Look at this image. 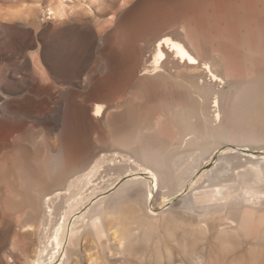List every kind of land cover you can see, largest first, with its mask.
<instances>
[{
  "label": "rangeland",
  "instance_id": "1",
  "mask_svg": "<svg viewBox=\"0 0 264 264\" xmlns=\"http://www.w3.org/2000/svg\"><path fill=\"white\" fill-rule=\"evenodd\" d=\"M57 1L0 0V264H24L26 258L22 261L11 258L14 257L13 253H18L17 244L22 241L31 244L34 241L33 237H22L19 234L21 222L34 219L33 206L44 213L43 197L46 194L52 196L58 191L70 195L81 192L78 195L80 197L76 196L77 199H74L77 201L72 205L73 210L68 209L69 234L72 229H76L75 226L79 230L89 226L83 232L88 239L84 241L85 253L78 257L81 264H87L92 255L103 261V264H157V258L161 257L157 255L159 249L163 255L160 259L165 260L161 262L165 264H170L171 260L177 264L182 261L190 264L189 256L184 257L188 250L191 248L189 251H202L203 245L208 249L207 245L210 244L212 248L216 244V250L213 249L212 253L208 251L211 247L206 250L208 264L253 262L251 254L255 248L251 242L244 243L228 256L221 251L214 240L218 234L217 225L209 238V244L208 240L195 241L188 234L191 229H187V232L178 230L176 238H168L162 235L163 225L156 223L155 228L152 223L151 229L147 226L146 229L135 231L141 233V238L134 243V250L145 254L144 260L133 255L128 256L130 259L125 263L119 262L111 259L114 251L111 238H105L102 247H96L94 240L97 237L95 230H90V225L97 220L100 209H103L101 221L107 228V215L113 203V208L117 204L116 209L123 212L124 206L128 208L133 202H142L143 198L138 195L141 189H132L124 197L117 196L116 191L122 185L118 187V184L132 176V173L127 174L122 169L123 166L133 165L134 160L140 163L144 159L141 155L144 151L143 157L160 151L163 157L166 156L170 169L176 155L182 154L180 146L182 147L185 134H190L188 130L191 132L194 129L191 133L196 130L201 132L209 141L216 132H213V127L216 128L213 125L222 124L220 126L224 127L221 133L225 129L226 132L229 130L234 120L231 110L236 91L250 83L255 84L257 80L259 81L256 83L261 84L256 86L261 97L243 119L244 123H239L240 127L254 132V137L257 133L254 138L256 142L250 140L233 146L220 144L221 148L215 149L212 157L210 156V164L203 166L200 174L195 175L181 193L172 194L164 207H159L163 201L160 197L157 204H147L149 209H146L147 205L144 207L143 224H151L150 215L155 217L173 206L177 215H181V222L187 223L185 226L189 228L196 223L201 210L194 212L185 203L193 198L195 184L199 180L204 181V175L211 169L214 174L216 169L226 168L230 170L227 177H232L238 171L251 170L252 167L264 169V0H237L239 6L233 4L236 8L228 3L226 6L218 5L215 0H116L118 5L113 11L110 8L95 7L94 14L87 12L82 0H74L77 7L66 23L48 19L45 14V9L49 5L55 6ZM95 1L99 3V0ZM66 2L73 5L72 1L71 4L68 0ZM23 6L26 9L35 8L34 16L13 17V13ZM141 15L144 16L141 30H145V39L139 40L137 45V50L142 48L143 53H137V74L133 85L121 95L125 101L101 102L98 91L106 87V76L110 70L119 71L125 61V56L120 51V31L132 19ZM167 36L183 42L199 58L200 65L192 67L182 64L169 54V58L158 68L159 71L155 70L156 42ZM61 53L69 58V63L74 68L71 80L61 79L57 72ZM205 63L212 66L221 81L212 80L205 69ZM147 65L150 72L143 75L142 70ZM217 95L220 97L223 122L213 124L214 98ZM73 103L76 104L77 112L74 113V121L67 122L69 105H74ZM122 103L123 107H120ZM97 105H104L101 117L93 115ZM80 116L86 120H78ZM117 141H124L127 147L117 145ZM172 148H175L174 153ZM177 149L181 153L177 154ZM173 169L176 168H171L169 173L176 171ZM92 172L93 182L87 187H81L82 191L77 185L75 188L78 192L74 191L76 189L73 185L72 188L69 187L70 181L74 184L76 179H84ZM171 175H168L170 179ZM165 177L163 175L160 178L161 182ZM94 182L100 185L99 188H96ZM90 189L91 192L94 190L93 192L98 193L95 195L92 192V196L88 193ZM98 189L103 190L100 192ZM166 190L168 189H164V192ZM86 199L89 201L86 202ZM66 211L67 209L64 212ZM147 229L151 236L154 235L152 242L144 238ZM182 242L188 243L187 246ZM167 249L173 254L170 255ZM97 250L99 253L96 254ZM190 253L192 252L188 255ZM62 260L63 257L57 264H61Z\"/></svg>",
  "mask_w": 264,
  "mask_h": 264
},
{
  "label": "bare ground",
  "instance_id": "2",
  "mask_svg": "<svg viewBox=\"0 0 264 264\" xmlns=\"http://www.w3.org/2000/svg\"><path fill=\"white\" fill-rule=\"evenodd\" d=\"M66 1L67 0H58L57 4L55 6L49 5V7L47 9H45L46 10L45 14L48 17V19H58L61 23H66L67 19L71 15H73V13H74L73 11H75V8L77 7V6H75L77 4L74 3L76 0L75 1L74 0H68V2L70 4L74 1L73 5L67 4ZM79 1H81V0H79ZM82 1L84 3L83 4L84 7H86L87 12H89V13H91V12L93 13V9L95 7L96 8L103 7L104 9L110 8L113 11L114 10L113 8H115L116 5H118L115 2L116 0H111L109 2H108V0H104V1L99 0L98 4L95 0H88V1L82 0ZM240 1L243 2L245 0H240ZM215 3L218 5H222V6H226V5L230 4L229 6L235 7L234 5H238L239 1H237V0H215ZM198 4L199 3H197V6H198ZM19 8L18 9L16 8L17 10L15 12L13 11L14 14H18L20 12H21L20 14H22L23 10H25L23 12V14H26L27 9L24 6L19 7ZM27 8L30 10V12L33 11L31 7H27ZM31 15H33V14H31ZM143 24H144V16L141 15L140 17L132 19L129 22V24L123 26V29L120 31V36H121V38H120V40H121L120 51L125 56V61L123 62L122 66H120L119 71L115 72V71L110 70V72L106 76V78H105L106 84H104V85H106V87L103 89L104 91L102 90L103 92L101 91V93L99 92L100 94H98V98L101 100V102L109 103V102H114V101H118V100L125 101V98L124 97L122 98L121 95L126 92L127 88H129L131 85H133L134 78L136 77L135 74H137L136 73L137 62H138L137 53H139V54H140V52L143 53L142 48L140 49V51L137 50V45L139 43V40L145 39V30H143V29L141 30V28L143 27ZM62 32H65V31L62 30ZM155 48H156L155 55H154V59H155L154 63L156 66V67H154V68H156L155 70H158L160 65L163 62H165L166 59L169 58V54L173 55V57L178 62H180L182 64L192 66V67L200 65L199 58L196 57L195 55H193L190 52L189 48H187V46L183 42L176 40L170 36H167V37H164V38L158 40L156 42ZM126 54H128L129 56L126 57ZM66 62H67V57H65L64 53H61L60 64H59L60 78L67 81V80L72 79L71 77L74 75V72H73V70L71 71L70 69L69 70L66 69ZM204 65H205V69L209 72L210 77L212 78L213 81H215V82L221 81V78L213 71L212 66L209 63H205ZM161 71H162V69H161ZM149 72H150L149 67L147 65L144 68V70H142V74L146 75ZM257 81H259V80H257ZM257 81H255L256 85L253 84L254 83L253 82L252 84L250 83V85L248 84L249 86L236 91V94H235V97L233 100L232 110H231L232 111V117L234 120H232V125L227 132L225 129L224 130L225 132L223 131L221 133L222 127H224V126H220L222 124H220L219 126H216L218 124L213 125L216 122H219V123L223 122L222 121L223 113H222V109H221L220 97L217 95L214 98V107L213 108H215V110H214V119L212 121L213 122L212 125L216 127L215 129L213 127V130H214L213 132H215V130H216V132L214 133V135L210 133L211 135H213L211 137V140H213V142H211V140L209 141V139L204 138L203 134L201 132H197V130H196L197 133L196 132L191 133L192 131H194V129L191 130V132H190V130H188L187 132H189L190 134H185L186 137L184 136L185 137L184 142L182 140V142H183L182 147L180 146L182 154H178L181 152H179V149H177L178 152H176V153L179 156L176 155V159L175 160L173 159L174 165L170 164L171 168H176V169H173L176 171L173 172V170H172V172L175 174V177H172V175L174 176L173 173H169L171 171L170 170L171 168L168 169L167 161L165 160L166 156L163 157L162 152H160V151H157L156 153H155V151L151 152L150 155H145V157H143L144 152H145L144 151L141 154L142 159L143 158L144 159L141 160L140 163H136L137 161L134 160V161H132V163H134L135 165L134 164L133 165L123 164L125 166H123L122 169H125V171L128 172L127 174L132 173L131 174L132 176L127 181H125V182L122 181L123 183H119L118 187L121 184L122 185L117 189V191H116L117 193L116 192L115 193L117 194V196L119 195V196L124 197L125 195L127 196V194L130 191H132V189H135V188L141 189L142 191L140 190L139 191L140 194H138V195H141L143 200H142V202H139V201H137V203L133 202L136 204V206H134V204L132 203V206L130 205V207H129V205H128V208H126L124 206L125 209H123V207H122L123 212L121 210L118 211V208L116 209L117 204L113 208V205H115L113 203V205H112L113 209L111 208V211L109 210L110 212L107 215L108 216L107 228L104 227L103 222L101 221L102 220V216H101L102 211H104V210L100 209L101 212H99V216H98L97 220L90 225V228L92 227L90 230L91 231L95 230L94 231L95 236L97 237L96 240H94L96 247H97V245L101 246L102 241L105 238H111V242L113 243V246H114V251L111 254V259L113 258L115 260L117 259L116 261L124 262V261H127V259H130V258H127L128 256L132 257L133 255H135L134 256L135 258L137 257L138 259L144 260L143 256L145 254H141V253H139V251H135L134 250L135 248L133 246L134 243L139 241L141 238V235H140L141 233L139 234L138 232H135V231H137V229H142V228L146 229L147 226H148V229H151L150 226L152 227V223H153V227L156 224H162L164 227V232H162L163 233L162 235H164L168 238H171V239L176 238L175 234L179 233V232L176 233L178 230H183L184 232H187V229H191L190 231H188V234L190 233V236L195 238V241H198V242H204L205 241L206 242V240L209 241V238L214 234V229H215L214 227H215V225H217L216 228H218V229L216 231L218 232V234L216 237H214V240L217 242V244L219 245V248H221V251L223 253H225V255L235 253V251L237 249L241 248L244 243L251 242L252 247L255 249H254V252L252 251L251 256L253 258V262H251L250 264H264V251H263V248H264V169L262 167H252L253 166L252 165L251 170L238 171V172L234 173L232 177L226 176V175H228L227 173H229V171H230L226 168L222 169V170L216 169V172L214 174H212L214 171H213V169H211V171L209 173L205 174L204 175V181L199 180L195 184V186L193 187V190H192L193 191L192 192L193 198L192 199L190 198L191 199L190 202L185 203L187 205V208L193 210L194 212L196 210L199 211L198 209L201 210V211H199L200 213L198 214V219H197L196 223L192 224L191 227H189V228H187L185 226L187 223L184 224L183 222H181V220L179 219L181 217V215L180 216L177 215V213L174 210L175 207H173V206L170 209L165 210L162 213H159V215L156 214L155 217L150 215L149 220H151V224H149V223L147 225L143 224L144 218L142 219L144 207H146L147 204H152L154 202L158 203L157 200L162 198L163 201L160 203L159 207L160 206L164 207L172 194L176 195V193L177 194L179 192L181 193V191H183L189 185V183H191L190 181L195 177V175L200 174L199 173L200 169H202L203 166L208 165V163L210 161H212L211 160L212 158H210V156L212 157L215 149L221 148L220 144L222 145L223 143H225L228 146H233L235 144L239 145L240 143H244V142H247L250 140H252V141L255 140V142H256V139H254V138L257 137V135H256L257 133L255 134V137H254V132H251L250 130H247L245 128L240 127L239 123H244L243 119L247 116L248 112L250 110H252L254 103L256 101H258L259 98L261 97V93H260L259 89L256 87V86H260L261 84L259 85L258 83H256ZM262 84H263V82H262ZM262 92H264V91H262ZM123 104L124 103H122V105H119V106L123 107ZM211 104H212V102H211ZM103 110H104V105H97L95 110H94L93 115L95 117H101ZM75 112H77V109H75L74 105L70 104L69 105V111L67 112V116H66L67 122H68V120L74 121V113ZM126 112H127V110H126ZM82 116H80L81 118H79L78 120H86ZM122 117L124 118V115ZM247 118H249V117H247ZM120 119H122V118H120ZM70 124H72V123H70ZM70 124L68 123V125H70ZM70 127L71 126H69V128ZM211 128H212V126H211ZM205 132H206V130H205ZM222 134H224V136ZM189 135H191V136L189 137ZM262 139H264V138L262 137ZM262 139H261V142H262ZM124 141H122V142L117 141L116 144L119 146L123 145V146L127 147V144ZM175 141H177V139H175ZM257 141H258V139H257ZM65 143H66V141H65ZM68 143H70V142H68ZM225 144H223V145H225ZM124 149H126V148H124ZM174 149L172 150L173 153L175 152ZM147 153H149V152H147ZM86 154H87V152L85 153V155ZM232 154H234V153H232ZM231 157H233V156H231ZM125 163H126V161H125ZM227 164H230V162ZM248 165H250V164H248ZM248 168H250V167H248ZM126 169H128V170H126ZM231 170L234 171V168L231 167ZM124 174H126V173L124 172ZM137 174H141L142 176L137 175ZM170 174H172L171 179L169 177ZM163 175H164V177L166 175L167 177H165L164 179L167 178L168 180L164 181V179H162V182H161L160 178H162ZM121 176H123V175H121ZM121 176H119V177H121ZM93 177H94V173L92 172V173L87 174L84 179L79 178V179H76L75 182H73L74 180H72V182L74 184H72L70 181L71 185L69 187L72 188V185L74 188L77 185L79 189H81V187H84V186L87 187L86 185L93 182V180H92ZM119 179L120 178H117V180H119ZM117 180L115 179V181H117ZM95 185H96V188L97 187L99 188V186H100L98 183L97 184L95 183ZM77 186H76V188H77ZM112 186H113V184H112ZM93 187L94 186H92V188ZM84 189L85 188H83V190ZM91 189L88 193L89 194L91 193V195H92V192L95 189L93 188L94 190L92 192H91ZM103 189H104V187H103ZM103 189H101V190H103ZM164 189H168V190H166V192H164ZM101 190H99V191L101 192ZM71 191L72 190L70 189V192ZM74 191L78 192L77 189ZM81 191H82V189H81ZM80 193L78 195H81ZM93 193H95V195H96L98 193V191L93 192ZM67 194H68V196H67ZM67 194L63 191H58L54 195L51 194L52 196L46 194L43 197V202H42V205L45 208V210L42 209V210H44V213H40L38 208L36 206H33V213H34L33 218L34 219H32L31 221L29 220L26 222H21L19 234L22 237H26V236L33 237L34 241L31 244H29L25 241H22L21 243L17 244L18 253L17 254L13 253L14 257L11 256L12 259L15 258L14 260L22 261L23 258H26L24 264H57L60 261V258L63 257L61 264H81L78 257L80 256L81 253H83V252L85 253V251L83 249L84 248V241H86L88 239V237H86V238L84 237L83 232H84V230H88L89 226L87 225L84 230H79V227L77 229V226H75L76 229H72V231L69 234L68 224L70 222V214H69L68 209H70V208L72 209V205L74 204V201L75 202L77 201L74 199H77L76 196H78V195H76V194L70 195L69 193H67ZM78 197H80V196H78ZM133 197H134V195H133ZM92 199H90V201ZM86 200H87L86 202L89 201V199H86ZM66 209H67V211L64 212ZM146 209H149V206ZM149 214H151V213L149 212ZM156 227H158V226H156ZM148 229L145 231V234H144L145 237L144 238H146L152 242L153 240H151V239H153L154 235L151 236L149 234ZM132 231L135 233H133ZM139 231H141V230H139ZM68 234H69V242H68V245H66V239H67ZM157 236L159 237V235H157ZM157 236L155 239H157ZM187 238L189 239V237H187ZM178 240H179V238H178ZM214 240H213V242L216 243ZM182 243H184V242H182ZM207 243L210 244V241ZM214 243H212V245ZM185 244L186 243H184V245ZM187 244H186V246H187ZM205 245H207V244H205ZM186 246L184 248H186ZM207 246H209L208 247V249H209L211 247V244L207 245ZM215 246H216V244H215ZM214 247L213 248L211 247L210 248L211 250H208V249H205V246L203 245L202 251H189V250H192L190 248L188 250V252L187 251L186 252L188 254H189V252H192V253H190V255L184 254L185 255L184 257L189 256L188 259H190V260H188L187 258L186 259L188 260V262L190 261V264H208L207 263L208 252H206V250L211 251V253H212L213 249H214L213 251L216 250ZM96 249H98V248H96ZM217 249H218V247H217ZM156 251H158V250H156ZM159 251H160V249H159ZM159 251L157 252L158 253L157 255L162 257L163 256V255H161L162 251H160L161 254ZM167 251L170 252V250H168V249H167ZM97 253H99L98 250H97L96 254ZM150 254L153 255V253H150ZM172 254L170 252V255H172ZM104 255H106V254H104ZM89 256H87V257L89 258ZM93 256L94 255H92L89 258V260H87L88 261L87 264H103L104 263L100 259H95V257H93ZM104 257L102 258V260H104ZM106 257H107V255H106ZM221 257H223V256L221 255ZM150 258H151V256L149 257V259ZM159 259L157 258V261ZM182 259H184V258H182ZM161 260L163 261V258L160 259V262L159 261L157 262L156 260L155 261L157 264L158 263L165 264V263H163L165 260L163 262H161ZM106 261L110 262L109 260H106ZM242 261H243V259H242ZM175 262L171 260L170 264H177ZM111 263H113V262H111ZM132 263L135 264V262H131V264ZM140 263L144 264L143 262H140ZM120 264H122V263H120ZM127 264H130V263H127ZM181 264H184V261H182Z\"/></svg>",
  "mask_w": 264,
  "mask_h": 264
},
{
  "label": "crops",
  "instance_id": "3",
  "mask_svg": "<svg viewBox=\"0 0 264 264\" xmlns=\"http://www.w3.org/2000/svg\"><path fill=\"white\" fill-rule=\"evenodd\" d=\"M31 8H32V10H33V11L31 10L32 12H30V10L27 8V10H26V14H27V15H26V14H23V12L25 11V10H23V12H22L23 15L20 14L21 12L18 13V14H14V13H13V17L28 18L29 16H31V14H34L33 12H35V10H34L35 8H33V7H31ZM29 12H30V13H29ZM16 15H17V16H16ZM28 15H29V16H28ZM59 64H60V57H59L58 64H57V67H56L57 72H59ZM66 69H68V70L70 69L71 71L73 70V72H74V68L70 65V63H69V58H68V57H67V62H66ZM59 77H60V73H59ZM104 88H105V87H104ZM104 88H103V89H104ZM103 89H102V90H103ZM102 90H99V91H98V94H100ZM103 91H104V90H103ZM103 91H102V92H103ZM99 92H100V93H99ZM73 104H74V103H73ZM74 106L76 107V104H74ZM6 133H7V132H6ZM7 134H8V133H7Z\"/></svg>",
  "mask_w": 264,
  "mask_h": 264
}]
</instances>
